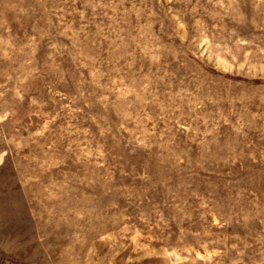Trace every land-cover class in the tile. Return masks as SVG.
Instances as JSON below:
<instances>
[{
    "label": "rangeland",
    "instance_id": "374dc122",
    "mask_svg": "<svg viewBox=\"0 0 264 264\" xmlns=\"http://www.w3.org/2000/svg\"><path fill=\"white\" fill-rule=\"evenodd\" d=\"M0 264H264V0H0Z\"/></svg>",
    "mask_w": 264,
    "mask_h": 264
}]
</instances>
